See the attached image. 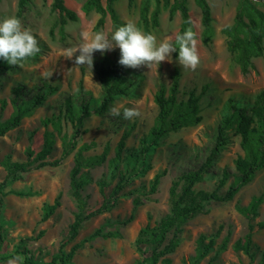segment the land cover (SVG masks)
Returning <instances> with one entry per match:
<instances>
[{
  "label": "rangeland",
  "instance_id": "1",
  "mask_svg": "<svg viewBox=\"0 0 264 264\" xmlns=\"http://www.w3.org/2000/svg\"><path fill=\"white\" fill-rule=\"evenodd\" d=\"M54 0H29L19 13V0H1L0 19L15 15L21 19L25 27L31 28L39 41L40 53L29 58L23 66L9 65L6 61L0 68V121L7 120L13 110L14 101L22 102L41 96L47 85L57 86V91L34 107L31 114L24 117L18 126L0 137V182L4 181L7 171L3 165L10 157L11 161H27V150H34V156L44 145L45 133L54 131L56 142L48 158L52 161L61 159L57 166L33 168L22 173L16 181H7L6 195L0 206V235L4 242L0 247V264L8 260L22 257L27 250L39 261H48L58 254L60 247L68 251L72 245L89 238L96 230L103 233L117 232V237L95 236L89 239L78 250L72 264H152V246H143L139 251L135 241L142 227L150 220L152 223L160 220L170 212V189L174 181L184 172L198 169L206 160L217 143L218 127L228 113L229 99L237 100L239 105L253 104L257 94L264 90V53L253 59L254 69L243 74L235 55L228 50L227 36L222 29L234 22L240 9L247 10L254 6L264 12V0H208L213 16L214 36L209 44L202 41V12L195 0H188L191 17L194 21L200 62L195 70L184 69L174 52L169 59L162 61L152 69L147 66L139 68H121L126 75L127 89L124 94L115 95L101 112L100 106L104 91L95 71V63L106 62L114 64L119 61L120 50L93 54L92 67L76 66L75 56L66 58L62 54L69 47H76L81 42V31L95 32L94 26L100 14L95 10L86 13L83 5L87 0H64L67 7L77 12V20H69L64 26V35L60 32V15L52 8ZM149 3L151 13L157 5L160 6L159 23L151 26L158 41L173 40L181 26L182 17L177 11L170 17L169 8L163 7V0H134L129 6L128 0H115L113 6L123 21L133 20L140 25V11L144 2ZM107 6L108 0H102ZM116 27L110 15L99 31L111 33ZM75 55H79L77 52ZM179 68L182 72L180 80L181 96L183 93L196 89L200 93L204 85L208 89L201 97L203 108L202 121L193 126H187L170 132L158 144L150 149L146 156L151 167L146 171L129 175L126 187L122 191L117 205L108 212L91 217L83 223L78 235L72 241H67L69 227L78 211L76 200L72 195L71 171L75 164L74 156L80 146L89 144L84 151L85 157L102 155L105 148L108 152L104 162L87 168L83 173L89 177V182L83 189L90 212L98 208L104 200V195L111 194L119 181L120 172L126 173L134 166V161L117 160L118 143L127 134L126 149L138 148L141 138L153 127L158 114V105L154 101L155 92L160 85L171 84V75ZM52 73L45 79L41 73ZM80 87H83L81 93ZM71 98L76 108L87 102L92 109L89 116L83 120V125L62 118V133H58L51 123L44 120L59 115L65 106L67 98ZM6 107L2 109V102ZM113 106L137 107L140 115L132 120H125L123 115L113 116L110 108ZM80 114V112H79ZM62 135L75 141L76 147L63 156ZM244 155L240 145V136L229 131L227 144L214 157L209 172L197 189L213 190L224 171L230 176L220 192L224 193L234 181L236 173L235 160ZM38 162L34 164L37 165ZM118 164V169H116ZM161 173V181L155 192H151L154 176ZM101 182L107 186L104 193ZM263 195V202L253 216L255 225L253 241L254 256L234 249L235 242L248 231L249 219L239 212L237 206H248L254 196ZM60 205L55 213L43 220L45 209L56 199ZM134 199L141 203L134 209ZM134 214L131 221H125ZM264 221V167L256 172L254 179L243 186L230 201H211L205 205L202 213L188 219L182 226L181 242L176 251L170 254L172 264H260L264 261V228L258 223ZM41 232L43 234L41 235ZM205 236L204 244L214 238V245L203 259L194 261L199 246V238ZM223 243H226L222 248ZM16 254V255H14Z\"/></svg>",
  "mask_w": 264,
  "mask_h": 264
},
{
  "label": "trees",
  "instance_id": "2",
  "mask_svg": "<svg viewBox=\"0 0 264 264\" xmlns=\"http://www.w3.org/2000/svg\"><path fill=\"white\" fill-rule=\"evenodd\" d=\"M29 0H19V13L25 7ZM115 0H108L107 6L103 5L102 0H87L83 5V10L86 13L95 10L100 14L98 21L94 26L95 31L102 29L106 23V17L109 14L113 25L117 28L124 24L116 9L113 6ZM246 1V0H243ZM1 2V0H0ZM134 0H128L129 6L133 4ZM202 12V41L204 44H209L214 36L213 16L211 5L208 0H195ZM163 7L169 8L170 17L177 11L180 12L182 22L179 34H182L187 28L191 27L195 32L194 21L190 14L188 0H163ZM52 8L57 10L60 15V32L64 35V26L71 20H77V12L66 6L64 0H54ZM160 6L150 13L148 1L144 2L140 11V25L145 32H151V26H157L159 23ZM222 32L227 36L228 50L235 55L236 62L240 66L243 74H248L255 65L253 59L260 57L264 53V12L260 9L250 6L247 10L240 9L236 14L235 20L232 24L225 26ZM152 33V32H151ZM178 56V51L174 52ZM5 60L0 59V68L4 65ZM95 71L101 82L104 96L100 106L97 108L98 112L104 110L108 103L111 102L115 95L124 94L127 89V78L122 72V66L115 62L108 64L106 62L95 63ZM182 72L176 68L171 75V84L167 87L165 84L160 85L155 92L154 101L158 105V114L150 131L144 135L140 140V146L128 150V153L122 157V151L126 149L125 134L118 143L116 158L117 160L126 159L127 161H134V166L126 173L120 172L119 181L114 186L110 195H104V200L101 205L93 211L86 212L87 201L83 196V189L89 182V177L83 173V168H87L96 164L104 162L108 152V147L105 148L102 155L85 157L84 151L90 149L89 144H84L79 147L75 153V164L71 171V189L72 195L77 203L78 211L75 214L73 222L69 227V236L67 241H72L76 238L83 223L98 214L108 212L113 209L120 198V195L129 175H136L135 172L146 171L151 167L147 161L146 156L150 149L155 147L158 142L167 136L170 132L177 131L187 126L199 124L202 119L201 97L208 89V85H204L200 93L196 89L189 90L186 97L181 96L180 80ZM57 86L47 85L43 89L41 96H37L30 100L16 102L14 101V110L11 116L5 120L0 121V137L6 135L11 129L18 126L21 120L30 115L34 107L42 103L48 95L57 91ZM83 87H80V92ZM6 107V101L2 102V109ZM228 113L222 119L218 127L217 143L211 153L207 156L202 165L196 169L182 173L170 189V212L162 217L160 220L152 223L150 220L142 227L137 235L135 244L139 251H144L143 246H152L151 258L152 264H172L170 254L174 253L181 242V233L183 231V224L195 215L204 212L205 205L211 201H230L239 190L250 183L257 171L264 167V90L260 91L253 104L239 105L237 100L230 98L228 103ZM80 112V114H79ZM92 112L91 107L87 102H82L78 108L74 101L69 97L65 101L64 108L61 109L59 115H52L46 118L44 123L48 125L51 123L58 133H62V118L76 122L78 126L83 125L85 117ZM233 130L235 135L240 136V145L244 151V155L238 156L235 160L236 173L234 174V181L229 185L228 189L222 193L220 188L224 186L230 174L227 171L222 173L217 186L213 190H206L203 188L197 189L196 185L202 183L209 168L212 165L215 155L222 149L228 141L229 131ZM56 142V134L54 131H47L45 133L43 148L34 156V150H27V161H11L8 157L3 165L7 171L6 178L0 182V206L3 203V197L6 195L7 181H16L20 178L22 173L28 172L33 168H41L48 165L57 166L61 159L48 160ZM63 142V156L68 154L76 147V142L66 138L62 135ZM38 162L37 165L34 164ZM118 169V164H116ZM162 174L157 173L151 183L150 191L153 193L157 190L161 181ZM107 186L105 182H101V188L104 193V188ZM263 202V195L254 196L248 206H237L240 213L249 219L248 231L234 244V249L242 251L245 254L253 257L255 243L253 235L255 233V225L252 218L257 214L259 205ZM141 203L139 199H134V209ZM60 205L57 198L52 205H48L45 209L43 220L52 216L58 206ZM134 217L132 214L125 223L131 221ZM259 228H264V221L258 223ZM43 232H41V235ZM117 232L103 233L101 229L96 230L89 238L71 246L68 251H64L62 245L58 254L54 255L48 261H39L30 251L24 252L25 256L23 264H72L74 256L78 250L89 239L95 236L103 237H117ZM205 236L199 238V246L194 261H199L206 257L214 245V238H210L208 243L204 244ZM4 238L0 235V247H2ZM226 243H223L224 248ZM16 255V254H14ZM260 264H264V261Z\"/></svg>",
  "mask_w": 264,
  "mask_h": 264
},
{
  "label": "clouds",
  "instance_id": "3",
  "mask_svg": "<svg viewBox=\"0 0 264 264\" xmlns=\"http://www.w3.org/2000/svg\"><path fill=\"white\" fill-rule=\"evenodd\" d=\"M81 42L76 47H69L63 52L66 58L75 56V65L92 67L93 54H102L119 48L118 63L126 68L159 66L162 61L169 59L173 52L178 51V61L184 69L195 70L200 62L196 33L191 27L182 34H176L173 40L158 41L157 36L145 32L129 19L110 34L105 31H81ZM41 49L36 34L31 28L25 27L20 18L15 15L0 19V59L9 65L23 66L29 58H34ZM79 55H75L76 53ZM41 75L48 79L52 73L44 71ZM113 116L123 115L125 120H132L140 115L137 107L113 106L110 108ZM22 257L15 256L7 264H20Z\"/></svg>",
  "mask_w": 264,
  "mask_h": 264
}]
</instances>
